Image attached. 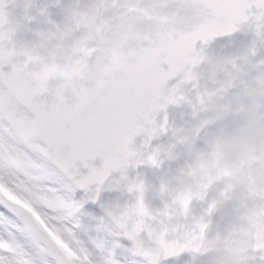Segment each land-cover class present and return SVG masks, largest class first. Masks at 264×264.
<instances>
[{
  "label": "water",
  "instance_id": "95a60500",
  "mask_svg": "<svg viewBox=\"0 0 264 264\" xmlns=\"http://www.w3.org/2000/svg\"><path fill=\"white\" fill-rule=\"evenodd\" d=\"M61 1L80 14H62L53 0H0V37L16 43L26 24L43 50L66 51L67 81L54 77L56 54L42 73L27 69L52 77L34 84L47 94L37 122L57 166L150 264H264V0ZM75 31L79 48L93 36L99 57L130 45L154 59L135 74L146 97L128 102L124 86L81 78L88 68L74 71L64 47ZM115 64L105 76L122 81L124 72L111 76ZM69 89L91 100L75 114L56 108ZM223 106L229 122L210 118L222 137L202 134L204 113Z\"/></svg>",
  "mask_w": 264,
  "mask_h": 264
},
{
  "label": "rangeland",
  "instance_id": "374dc122",
  "mask_svg": "<svg viewBox=\"0 0 264 264\" xmlns=\"http://www.w3.org/2000/svg\"><path fill=\"white\" fill-rule=\"evenodd\" d=\"M1 81L0 184L33 206L80 259L70 261L31 213L0 199V240L12 245L10 255L0 254V264H38L33 257L40 264H61L62 258L69 264H147L59 173L32 126L34 117Z\"/></svg>",
  "mask_w": 264,
  "mask_h": 264
},
{
  "label": "snow or ice",
  "instance_id": "6c2138e0",
  "mask_svg": "<svg viewBox=\"0 0 264 264\" xmlns=\"http://www.w3.org/2000/svg\"><path fill=\"white\" fill-rule=\"evenodd\" d=\"M0 199H6L10 204L20 206L26 209L31 215L35 218L38 224L43 228L51 240L57 245L61 250H63L67 255L75 257L77 253L72 249L54 230L49 226V224L44 220L36 209L25 203L15 192L10 188L5 187L3 184H0ZM12 249L10 243H6L3 240H0V254L10 255L9 250ZM5 264H8L7 259Z\"/></svg>",
  "mask_w": 264,
  "mask_h": 264
}]
</instances>
